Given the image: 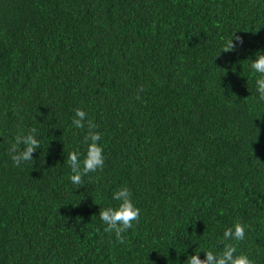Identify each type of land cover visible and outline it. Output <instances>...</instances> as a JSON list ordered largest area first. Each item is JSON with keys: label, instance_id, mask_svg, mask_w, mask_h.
<instances>
[{"label": "trees", "instance_id": "obj_1", "mask_svg": "<svg viewBox=\"0 0 264 264\" xmlns=\"http://www.w3.org/2000/svg\"><path fill=\"white\" fill-rule=\"evenodd\" d=\"M257 53L264 0H0V264H186L235 221L264 264ZM77 108L105 155L80 188ZM33 128L41 147L15 168L8 150ZM121 187L141 209L124 244L99 219Z\"/></svg>", "mask_w": 264, "mask_h": 264}, {"label": "clouds", "instance_id": "obj_2", "mask_svg": "<svg viewBox=\"0 0 264 264\" xmlns=\"http://www.w3.org/2000/svg\"><path fill=\"white\" fill-rule=\"evenodd\" d=\"M238 39V38H237ZM225 50H233V37L225 43ZM250 71L255 79V92L259 101H264V53H257L249 65ZM86 111L77 108L72 119V125L76 129H82L87 125L88 132L85 136L87 143L86 152L82 154L79 150L69 152L67 165L71 169V184L80 188L83 186V177L89 173L102 171L105 166L104 147L102 135L95 131L96 125L86 119ZM21 145L23 147L21 148ZM41 147V140L35 128L27 133H19L14 138V143L8 150L12 166L15 168L28 161H33V153ZM111 200L118 202L117 206H109L100 209L99 219L106 225L104 233L114 234L115 242L124 244L126 233L134 229L141 217V209L133 200V193L128 187H121L114 191ZM248 226L242 221H235L230 227L223 231L221 248L219 250H205L195 252L188 256L186 264H256L251 256L240 251L238 245L248 239ZM200 253H204L205 258H200Z\"/></svg>", "mask_w": 264, "mask_h": 264}]
</instances>
